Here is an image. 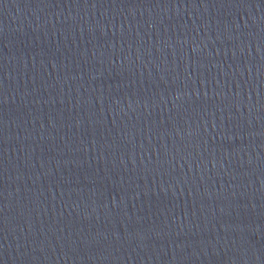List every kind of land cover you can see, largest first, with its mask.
I'll return each instance as SVG.
<instances>
[{
	"label": "water",
	"instance_id": "95a60500",
	"mask_svg": "<svg viewBox=\"0 0 264 264\" xmlns=\"http://www.w3.org/2000/svg\"><path fill=\"white\" fill-rule=\"evenodd\" d=\"M0 264H264V0H0Z\"/></svg>",
	"mask_w": 264,
	"mask_h": 264
}]
</instances>
